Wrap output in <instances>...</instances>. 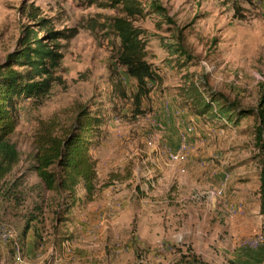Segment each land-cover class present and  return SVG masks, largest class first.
Segmentation results:
<instances>
[{
  "label": "rangeland",
  "instance_id": "374dc122",
  "mask_svg": "<svg viewBox=\"0 0 264 264\" xmlns=\"http://www.w3.org/2000/svg\"><path fill=\"white\" fill-rule=\"evenodd\" d=\"M105 1L0 0V63L23 26H34L27 10L54 29L79 28L62 41L59 78L47 96L17 101L10 140L20 161L0 182V220L20 233L36 215L29 232L36 228L46 247L0 264H186L181 253L201 264H264L257 118L208 120L189 112L177 94L192 77L201 89L256 108L264 82V0H144L147 10L151 3L161 6L164 16L134 21L144 29L147 60L160 76L145 80L139 107L136 81L113 58L117 39L99 24L120 14L98 6ZM165 42L184 52L168 55ZM80 106L103 119L89 149L96 193L60 214L65 220L57 231L56 204L30 169L33 139L40 119L55 115L68 125Z\"/></svg>",
  "mask_w": 264,
  "mask_h": 264
},
{
  "label": "trees",
  "instance_id": "16d2710c",
  "mask_svg": "<svg viewBox=\"0 0 264 264\" xmlns=\"http://www.w3.org/2000/svg\"><path fill=\"white\" fill-rule=\"evenodd\" d=\"M95 0H88V4ZM100 7L117 8L118 15L107 17L101 24L117 39L113 58L125 74L136 81V91L133 100L139 107L142 97L147 93L146 81L159 80L160 76L147 60V51L143 40L144 29L134 24V21L148 13L163 15L164 9L156 3H151L146 9L144 0H107L98 3ZM29 18L35 19L34 26L25 24L17 40L16 47L10 51L0 63V182L13 170L20 161V153L10 136L17 126L16 103L20 98L41 100L49 93L58 80L57 70L63 58L62 41H68L78 34L79 28L63 27L54 29L49 26L45 17H39L36 11H26ZM96 22L88 25L93 29ZM43 31L39 35V31ZM168 55L184 52L181 47L172 43H161ZM203 83L187 78L178 89V97L182 105L191 113L208 120H226L237 123L240 118L255 115L260 128L257 127V148L259 166V213L264 217V82L260 84V96L256 108L244 109L233 100L229 101L223 94L201 89ZM103 123L98 116L86 106H80L73 121L64 125L57 116L38 121L33 139V161L30 169L36 174L41 186L51 193L50 202L56 204V225L80 203L93 200L96 193V161L90 155L89 149L96 143L95 137L101 133ZM15 178L12 185L17 187ZM10 188V187H9ZM42 204L46 200L41 199ZM36 209L41 212L42 207ZM36 215H29L25 226L18 237V250L21 259L26 257L25 238L31 229V220ZM64 224V223H62ZM35 250L44 249L46 242L35 228L33 230ZM135 248V243L132 244ZM15 248H9V254L14 259ZM180 263L201 264V259L194 254L180 255Z\"/></svg>",
  "mask_w": 264,
  "mask_h": 264
},
{
  "label": "built area",
  "instance_id": "2783aa9c",
  "mask_svg": "<svg viewBox=\"0 0 264 264\" xmlns=\"http://www.w3.org/2000/svg\"><path fill=\"white\" fill-rule=\"evenodd\" d=\"M172 158L176 159L177 155H172ZM18 237V233L13 228L0 220V249L13 246L15 248L14 260H21L18 250ZM262 240L263 236L259 235L257 241L261 242Z\"/></svg>",
  "mask_w": 264,
  "mask_h": 264
},
{
  "label": "crops",
  "instance_id": "0c3cea01",
  "mask_svg": "<svg viewBox=\"0 0 264 264\" xmlns=\"http://www.w3.org/2000/svg\"><path fill=\"white\" fill-rule=\"evenodd\" d=\"M30 231V230H29ZM28 231V233H27V235H26V238H25V249H26V257L25 258H32V256H34V255H37L38 253H39V251L38 250H35V248H34V241H35V236H34V232H33V234L32 235H30V232ZM20 233H18V235H19ZM61 244L63 245V244H67L68 246H70L69 245V243H63V242H61ZM54 245V244H53ZM66 245V246H67ZM63 246H65V245H63ZM65 246V250H70L69 248H67ZM72 247V246H71ZM70 247V248H71ZM9 248L10 247H6V248H2V249H0V262H3L4 260H11L12 258H11V256H10V254H9ZM52 248H54L55 250H56V247L55 246H52ZM74 251V250H73ZM73 251H71V253H70V256H73ZM39 255V254H38ZM13 260V259H12Z\"/></svg>",
  "mask_w": 264,
  "mask_h": 264
}]
</instances>
